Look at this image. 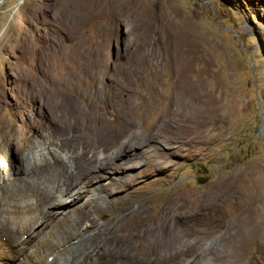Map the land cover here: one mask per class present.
<instances>
[{"label": "rangeland", "instance_id": "rangeland-1", "mask_svg": "<svg viewBox=\"0 0 264 264\" xmlns=\"http://www.w3.org/2000/svg\"><path fill=\"white\" fill-rule=\"evenodd\" d=\"M56 145L116 156L64 212L86 205L110 256L223 264L239 231L238 264H264V0H0V181Z\"/></svg>", "mask_w": 264, "mask_h": 264}, {"label": "bare ground", "instance_id": "bare-ground-1", "mask_svg": "<svg viewBox=\"0 0 264 264\" xmlns=\"http://www.w3.org/2000/svg\"><path fill=\"white\" fill-rule=\"evenodd\" d=\"M13 141L10 140L7 145L11 147ZM118 142L119 138L113 143V146L117 147L116 153L118 154L127 153L135 145L130 142L121 143L120 146H117ZM51 150L53 161L41 165L36 173L14 178L8 183L0 181V264L141 263L137 259L131 262L126 255L122 258L109 255L106 249L110 241L100 244L98 240L109 234L110 229L105 226L97 233H91L90 230L96 227L98 223L88 219L91 210L86 205L74 208L71 215L64 214L65 208H72L76 201L88 191V189L81 190V188L77 189L76 187L83 179L89 178V174L96 167L110 172L111 176H117L116 170L119 166H111L116 156L104 159L96 156L95 160H91L86 155H82L74 159L73 155H70V151H66L57 145L52 146ZM29 152L31 154L37 153V146L31 147ZM58 157L62 159H58ZM133 161V157L130 156L122 165L127 166ZM156 163L155 159L150 161V165ZM127 177H120V181H126ZM114 187L116 186L114 185ZM70 193L73 195L70 196ZM68 198H70L69 203L62 205L64 202L61 200ZM51 207L59 214L64 215L57 216L56 220L48 222L44 215L48 213L45 210ZM171 207L175 208L174 203ZM237 223L238 221H235L231 225L236 226ZM33 228H39L41 231H34V237L29 239V232ZM238 232L234 240L227 243L229 248L239 247L238 255L230 256V259L223 264H238L239 257L246 245V241ZM238 243L239 245H237ZM123 258L125 261H122Z\"/></svg>", "mask_w": 264, "mask_h": 264}]
</instances>
